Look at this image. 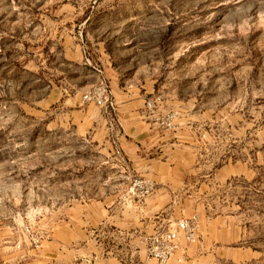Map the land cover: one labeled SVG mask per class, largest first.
Returning <instances> with one entry per match:
<instances>
[{
  "label": "rangeland",
  "instance_id": "obj_1",
  "mask_svg": "<svg viewBox=\"0 0 264 264\" xmlns=\"http://www.w3.org/2000/svg\"><path fill=\"white\" fill-rule=\"evenodd\" d=\"M102 79L116 126L84 98ZM119 89L200 138L162 226L197 238L167 264H264V0H0V264H156L134 212L159 186L116 213Z\"/></svg>",
  "mask_w": 264,
  "mask_h": 264
},
{
  "label": "crops",
  "instance_id": "obj_2",
  "mask_svg": "<svg viewBox=\"0 0 264 264\" xmlns=\"http://www.w3.org/2000/svg\"><path fill=\"white\" fill-rule=\"evenodd\" d=\"M151 93V92H148ZM147 92L144 94L119 89L117 99L124 127L122 146L131 162L134 173L147 181L155 182L159 187L148 198L139 199L134 215L140 219L145 238L160 230L166 224L167 206L172 204V193L169 189L179 180V164H188L194 159L195 150L191 145L200 138H174L167 135L164 126L156 122L154 116L146 108ZM177 117L179 112H177ZM234 169V168H233ZM129 182L122 189L118 201L123 209L117 210L119 220L126 223L127 216L132 215L124 206L129 201H136L130 191ZM168 192V193H167ZM133 193V192H132ZM135 194V193H134ZM137 195V194H135ZM129 197V198H128ZM135 207V206H134ZM107 214L109 210L106 209Z\"/></svg>",
  "mask_w": 264,
  "mask_h": 264
},
{
  "label": "built area",
  "instance_id": "obj_3",
  "mask_svg": "<svg viewBox=\"0 0 264 264\" xmlns=\"http://www.w3.org/2000/svg\"><path fill=\"white\" fill-rule=\"evenodd\" d=\"M100 73L103 71L97 69ZM87 101L94 102L102 108L103 112L108 117L112 126H116L119 122L117 118V101L113 96L110 86L105 79H102L99 85L93 87L90 91L84 94ZM156 101L150 100L147 102V107L151 111L156 108ZM175 117L174 112L167 114H159L155 117L156 122L165 128L173 127V120ZM152 183L140 178L135 177L131 181L130 190L133 193H147L152 189ZM198 218L196 215L191 218H182L178 220L172 227H162L149 237L147 242V251L156 264H167L172 255L181 249L185 244L196 241Z\"/></svg>",
  "mask_w": 264,
  "mask_h": 264
}]
</instances>
